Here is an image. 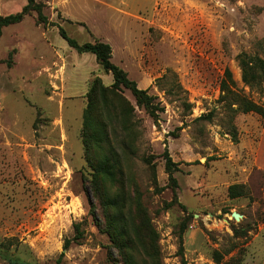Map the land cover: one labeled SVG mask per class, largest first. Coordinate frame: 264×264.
I'll use <instances>...</instances> for the list:
<instances>
[{
  "label": "rangeland",
  "instance_id": "rangeland-1",
  "mask_svg": "<svg viewBox=\"0 0 264 264\" xmlns=\"http://www.w3.org/2000/svg\"><path fill=\"white\" fill-rule=\"evenodd\" d=\"M38 1L49 25L38 26L33 13L0 39V264H56L63 253L61 264H123L91 215L98 203L89 196L82 142L91 84L100 77L111 86L114 78L60 28L80 44L108 43L113 63L164 108L154 120L130 90L122 92L134 109L131 165L159 235V264H219L215 253L220 264L254 263L264 226V171L255 162L264 121L232 112L220 86L229 69L237 89L264 107V93L244 83L238 60L243 52L264 59V0ZM27 2L0 0V16ZM232 185L247 194L231 198ZM83 222L81 243L65 250Z\"/></svg>",
  "mask_w": 264,
  "mask_h": 264
},
{
  "label": "trees",
  "instance_id": "trees-1",
  "mask_svg": "<svg viewBox=\"0 0 264 264\" xmlns=\"http://www.w3.org/2000/svg\"><path fill=\"white\" fill-rule=\"evenodd\" d=\"M45 7L46 5L38 0H28L20 12L0 16V39L6 27L21 23L33 13L37 15L38 26H48L49 19L44 14ZM59 30L72 48L80 54H94L102 68L114 78L111 86L105 85L100 77L94 79L87 95V107L83 116L82 142L86 162L91 169L88 178L89 196L92 194L101 210V214H98V207L93 203L91 215L97 228L109 236L112 248L118 251L123 264H159V235L142 203V194L131 165L139 141L133 121L134 109L122 92L124 89L130 90L137 104L154 120L158 119L159 112H163L164 108H161L155 96L140 89L127 72L113 63L112 48L108 43L96 40L80 44L66 31L61 28ZM238 60L244 83L264 93V59L243 52L238 56ZM0 62H3L2 59ZM220 87L223 93L221 99L232 112L255 113L264 121V107L237 89L229 69L225 70ZM211 117L209 114L202 119ZM118 128L123 134H118ZM234 138L236 139V133ZM165 157L170 180L176 184L173 174L177 164L173 162L168 151ZM246 194L244 185L229 187V195L233 199ZM84 224H74L75 235L66 241L65 250L70 249L73 243H81ZM235 234L239 235L240 232L237 230ZM182 251L181 238V253ZM215 255V261L220 264L223 256L218 253ZM63 256L64 253L56 264H61ZM10 262L29 264L18 259ZM183 264L186 262L183 261Z\"/></svg>",
  "mask_w": 264,
  "mask_h": 264
},
{
  "label": "crops",
  "instance_id": "crops-1",
  "mask_svg": "<svg viewBox=\"0 0 264 264\" xmlns=\"http://www.w3.org/2000/svg\"><path fill=\"white\" fill-rule=\"evenodd\" d=\"M257 155L255 158V162L257 167L259 168V170H263L264 171V134H262L261 137V142L259 143V145H257ZM254 245L252 246L253 249V253L254 259L252 260L254 263L252 264H264V226L260 228L258 234L255 236L254 238ZM251 247V248H252Z\"/></svg>",
  "mask_w": 264,
  "mask_h": 264
},
{
  "label": "water",
  "instance_id": "water-1",
  "mask_svg": "<svg viewBox=\"0 0 264 264\" xmlns=\"http://www.w3.org/2000/svg\"><path fill=\"white\" fill-rule=\"evenodd\" d=\"M232 217L236 220V221H240L241 219H243V215L237 213V212H234L232 214Z\"/></svg>",
  "mask_w": 264,
  "mask_h": 264
}]
</instances>
